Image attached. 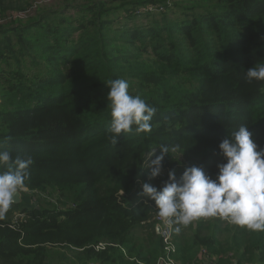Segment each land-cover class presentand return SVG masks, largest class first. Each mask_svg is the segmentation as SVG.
Here are the masks:
<instances>
[{
  "label": "trees",
  "instance_id": "1",
  "mask_svg": "<svg viewBox=\"0 0 264 264\" xmlns=\"http://www.w3.org/2000/svg\"><path fill=\"white\" fill-rule=\"evenodd\" d=\"M259 64L264 0H0V151L34 160L0 216V264H154L164 243L140 184L194 164L215 178L219 143L241 125L264 149V81L245 80ZM117 78L157 112L151 132L113 143ZM174 238L181 264H264V231L220 218L174 224Z\"/></svg>",
  "mask_w": 264,
  "mask_h": 264
},
{
  "label": "clouds",
  "instance_id": "2",
  "mask_svg": "<svg viewBox=\"0 0 264 264\" xmlns=\"http://www.w3.org/2000/svg\"><path fill=\"white\" fill-rule=\"evenodd\" d=\"M245 80L249 84L264 81V64L248 68ZM106 86L111 107L108 131L113 143L122 133L132 132L133 126L136 134L151 132L156 107L130 94V84L123 78L111 79ZM218 147L223 162L217 164L215 178L203 166L194 164L184 167L179 177L175 170H169L168 179L159 189L141 183L140 195L154 201L159 217L169 225L188 226L201 218L216 217L250 232L264 231V149L259 148L247 125L223 138ZM159 150L147 166L152 178L161 174L169 151L165 145ZM33 163L30 155L13 157L10 151H0V216L24 190Z\"/></svg>",
  "mask_w": 264,
  "mask_h": 264
},
{
  "label": "built area",
  "instance_id": "3",
  "mask_svg": "<svg viewBox=\"0 0 264 264\" xmlns=\"http://www.w3.org/2000/svg\"><path fill=\"white\" fill-rule=\"evenodd\" d=\"M148 8L153 9L152 6H149ZM143 10H140L141 12ZM32 12H24L20 14H16L15 17L20 16L22 18H27ZM157 226H160V233L163 243H164V253L158 257L156 262L154 264H181V262L177 259V245L175 243L174 238V224H167L165 223L162 218L159 217V215H156V223H155V229ZM104 244H99L96 246L97 249L104 248ZM205 255L208 258L211 257V255L207 252L206 249L202 250L200 252V256Z\"/></svg>",
  "mask_w": 264,
  "mask_h": 264
},
{
  "label": "rangeland",
  "instance_id": "4",
  "mask_svg": "<svg viewBox=\"0 0 264 264\" xmlns=\"http://www.w3.org/2000/svg\"><path fill=\"white\" fill-rule=\"evenodd\" d=\"M7 1H10V0H7ZM15 1L22 2V3H29L32 5H36V7L37 6H55L56 8L62 7L63 3L65 2V0H15ZM70 12H73V11L70 10ZM25 19L26 18H24L23 20ZM205 219H208V218H205Z\"/></svg>",
  "mask_w": 264,
  "mask_h": 264
},
{
  "label": "water",
  "instance_id": "5",
  "mask_svg": "<svg viewBox=\"0 0 264 264\" xmlns=\"http://www.w3.org/2000/svg\"><path fill=\"white\" fill-rule=\"evenodd\" d=\"M22 200H23V199H22V193H20V194L17 196L15 203H13V204L21 203ZM156 233H157V234L160 233V226H157V227H156Z\"/></svg>",
  "mask_w": 264,
  "mask_h": 264
}]
</instances>
